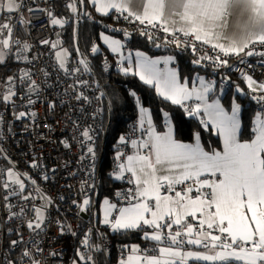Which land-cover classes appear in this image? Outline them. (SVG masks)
I'll use <instances>...</instances> for the list:
<instances>
[{"label": "built area", "instance_id": "built-area-1", "mask_svg": "<svg viewBox=\"0 0 264 264\" xmlns=\"http://www.w3.org/2000/svg\"><path fill=\"white\" fill-rule=\"evenodd\" d=\"M16 3L19 5L16 11H3L0 15V25H11L9 49L4 50L0 44L1 52L5 53V59L0 62V264H33L34 261L39 264H98L99 258L101 264H112L113 241L105 230L91 221V211H80L84 198L95 193L98 181L95 156L93 159L88 153L89 147L94 150L103 129L104 93L91 77L89 58L95 55L92 48L97 44L92 42L86 56H79L66 68H61L52 47L53 43L62 41L59 38L61 30L51 25L47 12L55 11L56 3H62L69 14L64 16V28L83 21L98 26L104 33L124 39V53L132 51L129 46L132 35L162 48L176 45L172 42L175 36L187 42L182 43L180 49L191 52L194 60L203 55L215 58L218 51L195 42L197 51L194 53L192 37L179 32L169 35L159 30V25L145 28L134 19H125L123 14L102 17L88 10L83 12L84 7L80 5L79 8L74 0H16ZM69 3L76 5L74 10L67 7ZM142 29L151 34V39L141 35ZM6 32L7 29L0 28V40L4 39ZM17 40L19 44L15 43ZM45 40L49 44H44ZM252 47L264 51V45ZM219 55L229 61L228 66L214 65L212 59L197 64L209 83L227 88L235 80H244L242 74L264 83V63L260 62L259 56ZM82 59L87 61V70L80 63ZM123 66L119 59H104L103 72L110 75ZM10 92L14 95L5 102L3 97ZM261 95L264 93L253 97ZM253 102L256 112L264 115V103L254 98ZM20 112L25 116L17 119ZM85 131L89 132L91 140L83 135ZM146 133V126L136 119L120 135L116 143L117 153L112 157V175L117 174L119 165L126 160L130 143L144 138ZM121 137L125 138L124 143H121ZM118 154H121L119 160ZM9 170L23 179V190L8 180ZM207 180L211 182L214 177L209 176ZM196 187L195 181L185 180L174 184L171 192L183 193L189 188L196 192ZM130 193H134V188L127 177L117 197L108 201L115 206L130 205L136 201L127 199ZM37 207H41L45 215V224L39 234L27 227L28 222L35 221ZM175 230H158L162 241L148 246L141 257L156 255L160 247L171 246L167 236L169 231ZM182 238L186 241L184 235ZM13 240L18 241L14 247ZM189 248L185 243L179 250ZM26 250L31 255L24 256ZM78 252L92 259L81 260ZM131 254L134 253L130 249H119L116 264L125 263Z\"/></svg>", "mask_w": 264, "mask_h": 264}, {"label": "snow or ice", "instance_id": "snow-or-ice-1", "mask_svg": "<svg viewBox=\"0 0 264 264\" xmlns=\"http://www.w3.org/2000/svg\"><path fill=\"white\" fill-rule=\"evenodd\" d=\"M131 2L132 0H92L98 13L107 15L111 9L118 14L126 13L125 19H134L145 28H156L159 25V30L169 35L174 36L175 32H180L185 37H193L191 47L194 53L197 51L195 42L208 45L213 51H218L217 57L203 55L194 60V64L212 59L214 65L226 67L229 61L221 58L219 54L239 56L241 53L248 57L259 56L260 62L264 63V51L252 47L255 44L264 45V0H141L142 13L133 11ZM75 6L74 3L67 4L69 9L74 10ZM4 7L8 12H13L18 9L19 5L16 0H6ZM47 15L52 25H63L64 21L55 18L51 11H48ZM172 17H179V22L171 20ZM170 20L174 25L172 29L168 27ZM178 23L186 27L175 26ZM230 23L233 32L230 36H225L224 33ZM0 28L8 29L9 35L11 34L9 23L0 25ZM141 35H147L151 39V34L143 29ZM101 38L114 53L122 47L119 40H109L106 36ZM222 38L228 40L227 45L220 42ZM172 42L178 47L182 43H187L175 36ZM15 43L19 44V41ZM43 43L49 44V41L45 40ZM0 44L3 45V49L7 50L10 41L3 39L0 40ZM52 47L55 48L56 44L53 43ZM24 48L27 49L28 45L25 44ZM92 51L96 53L98 49L93 46ZM56 55L60 66L63 67L62 53L57 52ZM136 57L135 75L139 76L145 85H154L156 93L164 100L182 107L183 102L190 100L193 96L201 101L199 104L188 107L187 115L196 117L203 109L208 120L201 119L200 122L202 124L211 123L213 129H218L223 151L212 153L204 151L199 144V135L195 137L197 142L194 146L177 142L172 137L171 128L167 133L158 135L152 130V121L148 120L149 141L140 143L138 147L147 148L149 154L142 155L138 152L135 156H127V166L121 163L120 171L116 174V178L119 179L125 171L131 173L129 183H134L136 190L130 193L127 199L138 202L120 208L119 214L112 221L107 217L111 214L110 210L116 206L108 205L109 211L105 213L103 223L111 224L113 231L134 230L142 226L152 227L153 233L150 236L145 233V238L155 242H161L163 239L158 230L172 229L173 225L180 227L174 232L169 231L167 240L171 246L160 247L158 256L155 254L143 257L129 256L128 264H134L135 261H140V264H187L190 259L206 262H228L234 259L243 261L244 264H264V119L257 115L253 122L257 124V127L253 129L256 133L255 138L250 142H240L237 138L240 130L239 105L233 102L229 115L221 107L219 100L207 102L206 94L211 91V85L206 84L203 78H199L200 90L195 87L189 90L177 82L175 71L163 73L158 71L155 66L160 61L149 60L141 52H137ZM4 59L5 53L0 52V62ZM171 59V57L167 58L164 63H168ZM80 63L84 65L85 70L88 69L87 61L82 59ZM129 70L130 66L121 68V72L125 74ZM242 76L251 91L264 93V83L254 80L248 74H242ZM236 91L239 92L240 88L237 87ZM11 95L14 94L10 92V95H5L4 101L8 102ZM253 98L264 103V95ZM140 114V123L143 125L147 109L141 107ZM24 116L25 113L20 112L17 119ZM164 118L168 119L167 113L164 114ZM83 135L91 140L88 131H85ZM120 141L124 143L125 138L121 137ZM132 144L137 145V141L133 140ZM88 153L94 159L92 147L88 148ZM120 155L117 156L118 160ZM175 169L182 170L176 177L157 175L159 171L172 172ZM204 173L218 178L211 182L199 180L198 178ZM8 175L11 177L13 173L9 171ZM190 178L196 180L195 190L198 195L195 198H190L187 193L182 194L180 191L175 193V199L161 196L160 188L164 182H167L168 189L171 191L174 184L183 183ZM13 182L20 184L23 190L24 185L19 180ZM205 188H209L210 193L201 192V189ZM192 190L189 188L188 192ZM149 200L155 201L154 209L149 206ZM107 203L105 201V204ZM88 204L89 200L85 199L80 205V211H85ZM213 208L214 211H211ZM197 213L200 214L199 224L202 228L205 224L209 229L215 227L220 235L203 230L194 234L191 224H183L185 216L196 218ZM35 214V221L28 222L27 227L37 230L39 234L45 224V215L41 207L35 208ZM146 214H150L151 219ZM181 228L184 229L183 235L188 237L186 241L182 238ZM194 235L204 237V239L193 238ZM228 240L230 243L227 242ZM17 243L16 240L11 241L13 247ZM34 243L39 247L38 242L34 241ZM84 243L87 245V240ZM185 243L189 246L207 248L210 251L217 248L222 250L215 251L214 254H203L198 251L181 252L179 247ZM132 251L135 253L138 250L133 248ZM23 255L29 256L31 253L26 250ZM77 255L81 260L92 259L80 252ZM33 264H39V261H34Z\"/></svg>", "mask_w": 264, "mask_h": 264}, {"label": "trees", "instance_id": "trees-1", "mask_svg": "<svg viewBox=\"0 0 264 264\" xmlns=\"http://www.w3.org/2000/svg\"><path fill=\"white\" fill-rule=\"evenodd\" d=\"M55 11H59L56 12L59 16L69 15L67 8L62 3H56ZM100 31L101 29L98 26L83 21L80 23L79 34L76 39L75 26L73 24L63 29V44L71 52L69 64L79 56H86L87 52L91 50L92 42H95L97 46L99 45ZM129 46L132 51L145 52L150 56L170 55L174 57L181 77L205 74L197 64L193 63L194 55L191 52L181 51L177 45L162 48L132 35L129 39ZM89 58L91 77L101 86L104 93L102 105L103 129L94 144L96 148V165L100 171L97 189L91 196L93 212L95 210L97 212L103 200L115 199L124 187V182L113 180L112 157L117 153L116 143L120 135L126 131L132 121L138 118L139 106L150 110L153 122L159 127L164 121V114L167 113L171 118L176 140L191 142L195 135H199L200 143L205 151L211 152L219 148V138L211 131H207L200 120L188 116L185 107L163 101L152 88L143 85L134 75L123 74L121 70L113 71L110 75L104 74V59L114 60L104 50L96 52L94 56ZM235 84L236 86L239 85V83ZM231 89L233 88L231 87ZM228 91L227 89V93ZM224 101L227 102L228 100L224 98ZM238 101H240L242 106L240 137L243 140H249L253 134L252 120L256 113L255 103L250 99L249 95H244ZM108 126V134L105 139ZM105 232L115 245V250L112 254V264L118 263L117 252L119 249H126L130 246H144L141 231L110 233L105 230ZM101 263L102 259L99 258L98 264Z\"/></svg>", "mask_w": 264, "mask_h": 264}, {"label": "crops", "instance_id": "crops-1", "mask_svg": "<svg viewBox=\"0 0 264 264\" xmlns=\"http://www.w3.org/2000/svg\"><path fill=\"white\" fill-rule=\"evenodd\" d=\"M80 5L82 6V8L84 7L83 8V11L88 10V11L94 12V13L102 16V17H107V16H109V15H111L113 13H116L114 10H111V9L109 10V14H107V15L98 13L95 10V7L92 4V0H81ZM131 9L133 11H137V12H141L142 13L143 8L141 7V0H132V2H131ZM1 13H0V15H1ZM119 14H123V15L126 16V13H119ZM171 20H176L177 22H179V17H172ZM171 20L169 21V24H168V27L170 29H172L174 27V25L171 23ZM175 26H177V27H186V25L181 24V23H178ZM232 32H233V28L231 27V23H230L229 28L225 31L224 35L225 36H230L232 34ZM220 42L221 43H224L225 45L228 44V40L227 39H223L222 38ZM99 45H102V48H103L102 50H104L107 53V55H109L112 59H119L124 64L123 68H128L130 66V70L128 71V73L126 75H134L143 85H145L143 83V81L140 80L139 76L135 75V71H136L135 64H136V60H137L136 53L137 52H141V51H131L129 53H124L123 52V46H122V49L121 50H118L117 52L114 53V52H112L109 49V47H108L107 44L106 45L103 44L101 36L99 37ZM141 53H143L144 56L147 57L149 60H158V61H160V63H158L155 67L161 73H163L165 71H175L176 72V76H177V82L180 83V84H182V85H184V86H186L189 90H191L193 87H195L197 90H200L201 89V85H200L199 78H203L206 84H210L211 85V91H209L206 94V99H207V102L208 103H211L213 100H219L221 107L229 115L231 114V106H232V103L235 102L237 105H239L240 112H239L238 118L240 120V130L237 133L238 140L240 142H250L251 139H254L255 138L256 133L254 131H253V134H252V136H251V138L249 140H243L240 137L241 128H242V124H241L242 106L240 104V101H238V99L241 98V97H239L237 94H235V91H236L237 87H239L240 88V91H242L244 93V95H246V96L249 95V97H250V99L252 101H253V95H255L256 93L259 92V91H256V92L251 91L249 89V87L247 85V82L245 80H235L227 88H218L214 84L209 83L206 80V77H205L204 74H196V75H194L192 77H181L180 74H179V72H178V69H177V65H176V62H175V58L172 57V56H170V55L169 56H165V55L150 56V55H148L145 52H141ZM241 54H243V53H241ZM235 56H237V55H235ZM169 57L172 58L171 61H169L168 63H164V61L167 58H169ZM122 73L125 74L124 72H122ZM235 83H239V85L236 86ZM145 86H147L149 88H152L154 90V92L156 93V90H155L154 85L153 86L145 85ZM231 87L233 89H231ZM227 89L229 90L228 93H227ZM156 95L160 99H162L163 101H166V100H164V98L162 96H159L157 93H156ZM224 98H226L228 101L225 102L224 101ZM166 102L172 104L171 101H166ZM199 103H201V101L196 100L195 96H193L190 100H187V101H184L183 102V107H185L187 109L188 107L194 106V105L199 104ZM177 105H179V104H177ZM138 113H139V110H138ZM193 118H195L197 120H200V121H201V119H203L205 121L208 120V117L205 116L204 113H203V109L201 110V112L196 117H193ZM149 119L152 121V130L156 134L163 135V134H165V133H167L169 131V128H171L172 137H173L174 140H176L175 139L174 128L172 126L170 116H168V119L167 120L164 118L163 123L159 127V126H157L153 122L152 116L150 114L149 115L146 114L144 116V123L142 125V126H146V128H147L146 136L144 138L136 139L135 141H137V145H133L132 142L130 143L128 156L129 155L135 156L138 152L140 154H142V155L149 154V150L147 148L141 149V148L138 147V145L140 143L149 141V127H148V120ZM137 120L140 121L141 118L138 117ZM202 125L204 126V128L207 131H211L213 134H215L219 138V142H220V145H219V148L218 149H215V150H213L211 152H208V153H212L214 151H220V152H222L223 151V143H222L221 137L218 134V129H213L211 123L202 124ZM256 127H257V124H254L253 129L256 128ZM195 137H196V135L194 136V139L191 142H181V141H178V140H176V141L177 142H180V143L189 144V145H193L194 146L196 144V142H197L196 139H195ZM199 144H200V147L204 150V148L202 147V145L200 143V139H199ZM153 159H154V157H153ZM127 163L128 162H127V157H126V160L124 161L123 164H125V166H127ZM165 167H167V166H165ZM119 171H120V169H118L117 174L119 173ZM181 171H182L181 169H175L172 172H168V171H163L162 170V171H159L157 173V175H159V176L171 175L173 177H176V176H178L180 174ZM209 176H211L209 173H204L198 179L201 180V181L207 180V177H209ZM127 177L130 180L131 179V173L125 171L123 173V175L118 180H115L114 178H113V180L119 181V182H124V179H126ZM217 178L218 177H214V180H216ZM187 181H195L196 182L195 178H190ZM132 185H133L134 192H135L136 185L134 183H132ZM166 188H168V185H167V182H164L163 183V186L160 188V194H161V196H169V197H172L173 199H175V193H172L171 191H169V189H166ZM210 191L211 190L209 188L201 189V192H204V193H210ZM183 193H187L188 197H190V198H195L198 195V193H196V192H188V191H186V192H183ZM91 196H87L86 198H84V200L85 199H88L89 200V204L87 205L86 210L83 211V212L91 211L93 213V219L92 220H93V222L96 224V226L99 229L109 231L110 233H122V232L141 231L142 237H143L142 240L144 241V246L143 247H140V246H130V247H127L126 249H130L131 251H132L133 248H136L138 250L137 252H135L134 254H131L129 256H139V257H141L142 253L148 248V246L158 243V242L151 241L150 239L145 238V233H148L149 236L153 233V228L152 227H149V226H142L141 228L134 229V230L113 231L112 230V227H111V224H104L103 223V221L105 219V213L107 211H109L108 205H111L110 202L108 200H103L101 202L100 206L98 207L97 212H96V210H95V212H93L92 211L93 201H92ZM105 201H107L108 203L105 204ZM137 202L138 201L136 200L134 203H137ZM148 203H149V206L150 207H153V209H154L155 201L154 200H149ZM128 206L129 205H118V206H116L115 208H113V209L110 210L111 211V214L107 218L110 221L114 220V218L119 214V209L120 208H123V207H128ZM211 211H214V208L211 209ZM146 215H147V217L149 219H151L150 214H146ZM199 219H201L199 213L196 214V218H193L192 216H185L184 217V220H183V224H185V225L191 224L192 227H193L194 234L200 233L203 230V231L209 232V233L214 234V235H220V233L218 232V230L215 229V227L213 229H209L207 227V224H205V225H203V228H202L201 225L199 224ZM178 227H180V226L173 225V228L172 229H176ZM169 230H171V229H169ZM180 230H181L182 235H183L184 229L181 228ZM185 238H186V240L188 239L187 236H185ZM193 238L204 239V237H197L196 235H194ZM221 250L222 249L217 248L215 250H211L210 251V249H207V248H202V247H197L195 245H191L189 249L182 250L181 252H184V251H198V252H201L203 254H214L215 251H221ZM156 255L157 256L159 255V251H158V253ZM191 263H196V264H244L243 261H236L234 259L233 260H230L228 262H222V261L206 262V261H196V260L190 259L187 262V264H191ZM122 264H128V260L125 263H122ZM134 264H140V261H135Z\"/></svg>", "mask_w": 264, "mask_h": 264}, {"label": "rangeland", "instance_id": "rangeland-1", "mask_svg": "<svg viewBox=\"0 0 264 264\" xmlns=\"http://www.w3.org/2000/svg\"><path fill=\"white\" fill-rule=\"evenodd\" d=\"M5 2H6V0H0V13L2 12V11H7L6 10V8L4 7V4H5ZM56 12H59V11H53L52 13H53V15L55 16V18H57V19H61V20H63V21H65L64 20V16L63 15H58ZM52 25V24H51ZM52 26H55V27H57L58 29H59V31L61 30V32H60V34H59V38H61V40L62 41H57L56 42V47H55V52H54V57H55V59H56V62H57V64L60 66V62L58 61V59H57V55H56V53L57 52H61L62 53V55H61V60L63 61V67H61V68H66L68 65H69V61H70V58H71V52H70V50L68 49V47L67 46H65L64 44H63V28H64V26H65V23H63V25L61 26V25H52ZM99 35L102 37V36H106V37H108V39L109 40H119L120 41V43H121V45L122 46H124V39H122V38H116V37H114V36H111V35H109V34H107V33H104L103 31H100V33H99ZM192 39H193V37H192ZM102 42H103V44H105L106 45V43L104 42V40L102 39ZM97 49H98V51H101L103 48H102V45H98L97 47H96ZM122 49V47L119 49V50H121ZM0 52H1V49H0ZM77 59V58H76ZM260 92V91H259ZM235 94H237L239 97H243L244 96V93L242 92V91H239V92H237V91H235ZM140 106L138 107V110H139V113H138V117H140L141 118V114H140ZM144 108V107H143ZM145 109H147V115H149L150 114V110L148 109V108H145ZM257 115H260L261 116V118L262 119H264V115H262V114H259L258 112H256L255 114H254V118H253V120H252V127L254 126V121L256 120V117H257ZM94 156H95V158H96V148H95V146H94ZM9 171H11L12 173H13V175L10 177L9 175H8V173H9ZM8 172H7V178H8V180L9 181H15V180H19L20 181V183H22L23 185H24V187H25V182L23 181V179L18 175V174H16L13 170H9ZM116 176V175H115ZM114 175H113V178L115 177ZM115 180H118L116 177L114 178ZM16 185H18L19 187H20V184H17V183H15ZM23 187V188H24ZM72 264H76V263H72Z\"/></svg>", "mask_w": 264, "mask_h": 264}, {"label": "water", "instance_id": "water-1", "mask_svg": "<svg viewBox=\"0 0 264 264\" xmlns=\"http://www.w3.org/2000/svg\"><path fill=\"white\" fill-rule=\"evenodd\" d=\"M75 1L77 2V6L80 8L81 0H75ZM78 12H79V9H78ZM79 27H80V24H79V23L76 24V26H75L76 39L78 38ZM4 39H9V41H10V39H11V34L9 35L8 29H7L6 36L4 37ZM4 50H6V49H4ZM108 128H109V126H108L107 129H106L105 139H106L107 134H108ZM99 171H100V169L98 168V175H99Z\"/></svg>", "mask_w": 264, "mask_h": 264}, {"label": "bare ground", "instance_id": "bare-ground-1", "mask_svg": "<svg viewBox=\"0 0 264 264\" xmlns=\"http://www.w3.org/2000/svg\"><path fill=\"white\" fill-rule=\"evenodd\" d=\"M75 1V0H74ZM258 93H260V92H258ZM257 94V93H256Z\"/></svg>", "mask_w": 264, "mask_h": 264}]
</instances>
